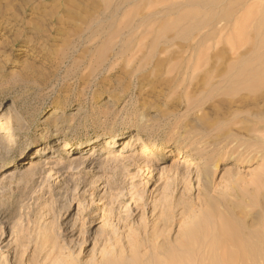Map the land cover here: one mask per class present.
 Wrapping results in <instances>:
<instances>
[{
	"label": "rangeland",
	"instance_id": "rangeland-1",
	"mask_svg": "<svg viewBox=\"0 0 264 264\" xmlns=\"http://www.w3.org/2000/svg\"><path fill=\"white\" fill-rule=\"evenodd\" d=\"M0 104V264L264 263V0H0Z\"/></svg>",
	"mask_w": 264,
	"mask_h": 264
},
{
	"label": "bare ground",
	"instance_id": "bare-ground-1",
	"mask_svg": "<svg viewBox=\"0 0 264 264\" xmlns=\"http://www.w3.org/2000/svg\"><path fill=\"white\" fill-rule=\"evenodd\" d=\"M211 2H212V0H211ZM250 3V2H249ZM196 49V48H195ZM197 51V50H196ZM199 52V51H198ZM198 52H196L197 53V55H198ZM198 61H196V63H197ZM199 65V64H198ZM197 65V66H198ZM196 66V67H197ZM14 111V110H13ZM13 111H8V112H5V108H4V106H2L1 104H0V131H2V134H4V136H6V139L8 140V142H9V140H11V137L12 136H15L14 135V133H15V130H14V125H16V126H21V121H20V119H16V118H14V116H13V113H15V112H13ZM1 136V135H0ZM6 139H5V141H6ZM96 139H99V140H97L98 142H96V144H94V146H93V148H98V149H101L102 147H103V145H105V143H108V144H111V143H113L114 141H115V136H106V135H103V136H100V137H98V138H96ZM95 140V139H94ZM94 140H92V141H94ZM141 140H142V137H141V133H137L135 136H131V137H129V138H127L126 139V141H128V144H130V143H134L133 145H132V147L134 146V145H136V144H140V142H141ZM125 141V140H124ZM154 141V140H153ZM4 142V141H3ZM116 142H117V140H116ZM115 142V143H116ZM153 143V142H152ZM147 146V144H145V143H143L142 142V151L140 152V153H137V154H135V155H133V158H140V159H142V158H144V156H146L145 155V152L143 151V150H145V147ZM38 147V145H36V143H33V146L31 147V149H33V148H37ZM92 148V149H93ZM91 149V150H92ZM99 151V150H98ZM126 153H128V152H126ZM168 153H172L169 157L170 158H176L177 156H178V160H179V158H181V159H183V158H185V157H187L188 156V161L189 162H191V161H197V157H195L196 155H194V154H188L189 153V150H187V149H183L181 146H176L174 149H170L169 151H168ZM107 155V154H106ZM185 155V156H184ZM248 155V154H247ZM182 156V157H181ZM239 156V155H238ZM242 156V155H241ZM243 156H245V155H243ZM251 156V155H250ZM249 156V157H250ZM246 157V156H245ZM244 158V157H243ZM187 159V158H186ZM74 160V159H73ZM249 160V159H248ZM59 163V161H56L54 158H52V157H49V158H45V159H40V160H37V161H35L33 164H34V170H41V169H48V168H50V167H52L53 165H55L56 163ZM70 162H71V160H70ZM250 162V161H249ZM183 164V163H182ZM61 165V164H60ZM193 164H189L188 166H184L183 168H187V169H189L190 168V166H192ZM57 166H58V164H57ZM240 166H243V162H237L236 163V167H240ZM55 167V166H54ZM62 167V166H61ZM62 169V168H61ZM206 167L204 168V175L206 176L207 175V171H206ZM216 169H217V165H216ZM44 170V171H45ZM229 170V169H228ZM235 170V172L237 171L238 172V170H239V168L238 169H235V168H233L232 167V169H230V171H234ZM51 171V170H50ZM60 171V170H59ZM175 171H180V164H179V161H178V163H177V166H176V168H175ZM239 173V172H238ZM56 174V173H55ZM58 174V173H57ZM61 174V173H60ZM233 175V177L235 176L236 178L238 177L237 176V173H233L232 174ZM239 175V174H238ZM57 176H59V175H57ZM60 176H62V175H60ZM179 176V175H178ZM234 177V178H235ZM59 178V177H58ZM235 178V179H236ZM179 180V179H178ZM257 182V181H256ZM253 201V200H252ZM252 216H253V214H251ZM250 215V216H251ZM255 215V214H254ZM221 216V215H220ZM249 216V217H250ZM245 217V216H244ZM244 217H243V219H244ZM254 217V216H253ZM220 218H222V216L220 217ZM247 218V220L249 219L248 217H246ZM246 218H245V221H246ZM251 218V217H250ZM255 218H256V216H255ZM227 219V218H226ZM228 221H229V219H227ZM240 220H241V218H240ZM252 220H254V218H252ZM235 221V220H234ZM238 221V220H237ZM232 222H233V220H232ZM252 222V221H251ZM221 223V222H220ZM237 223L238 222H235V224L234 223H231L230 221H229V223H227V222H224V224H223V226L222 227H220L221 225H219L218 227L220 228V229H222V232L220 231V229H219V233H222L221 235H223V238L224 239H226L227 241L226 242H229V244L228 245H230V246H233V247H235V248H238L239 250H238V252L236 251V249H235V251L237 252V253H240L241 254V256H239L238 255V258H236L237 260H235V261H233V262H231L233 259H232V257L230 258V259H232V260H230V259H228V261H230V264H251V261H254V260H251V259H253V258H249V260L248 259H246L247 257H245V256H247V255H251L252 253H249V251H250V249H247L248 248V245H249V243H247V242H249V239H248V237H250V235H253V233H251L252 231H253V228H254V225H255V223H254V225H252L251 226V224H249V225H247V226H245L244 227V230H243V228H242V222L241 223H238V225H237ZM241 224V225H240ZM245 229H248V231H246ZM254 232V231H253ZM254 234H258V233H254ZM221 235H219V238L221 237ZM254 237H257V236H254ZM253 237V238H254ZM260 237V236H259ZM261 238H263L262 236L260 237V239ZM256 239V238H255ZM257 239H259L258 237H257ZM219 240H222V239H219ZM226 242H224V244L226 243ZM256 242V241H255ZM215 244V243H214ZM227 244V243H226ZM248 244V245H247ZM259 244V243H258ZM228 245H225V247L227 246L228 247ZM256 245H257V243H256ZM219 246V245H218ZM252 246V245H251ZM254 246V245H253ZM258 246V245H257ZM221 247V246H220ZM220 247H218L219 249H220ZM226 247V248H227ZM232 247V248H233ZM247 247V248H246ZM261 247V246H260ZM263 247V246H262ZM261 247V248H262ZM224 247H222L221 249H223ZM226 248H224V250H221V251H223L224 252V254L226 253ZM250 248V247H249ZM258 248H259V246H258ZM261 248L259 249V251L261 250ZM229 249H231L230 247H229ZM228 249V250H229ZM234 249V248H233ZM256 249V248H255ZM247 250H249V251H247ZM256 250H258V249H256ZM256 250H255V252H256ZM263 251V254H264V248L262 249ZM231 251H233V250H231ZM228 252V251H227ZM230 252V251H229ZM251 252H252V250H251ZM261 252V251H260ZM232 253V252H231ZM249 253V254H248ZM253 253H254V251H253ZM258 252H256V254H257ZM230 254V253H229ZM228 254V255H229ZM243 254V255H242ZM263 254H261V256L263 255ZM237 255V254H236ZM249 255V256H250ZM258 255V254H257ZM230 256H231V254H230ZM235 255H233V257H234ZM251 257H256L255 256V253H254V256H252L251 255ZM258 258H259V255H258ZM262 259H264V255L262 256ZM251 260V261H250ZM227 262V261H226ZM258 262V261H257ZM229 263V262H228ZM226 264V263H225ZM253 264V263H252ZM255 264V263H254ZM258 264H260L259 262H258ZM264 264V263H263Z\"/></svg>",
	"mask_w": 264,
	"mask_h": 264
}]
</instances>
